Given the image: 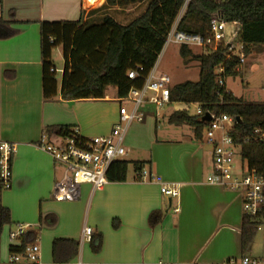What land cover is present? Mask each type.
Masks as SVG:
<instances>
[{
  "label": "crops",
  "instance_id": "obj_1",
  "mask_svg": "<svg viewBox=\"0 0 264 264\" xmlns=\"http://www.w3.org/2000/svg\"><path fill=\"white\" fill-rule=\"evenodd\" d=\"M100 2H0V20L11 22L16 30L10 37H0V140L16 144L12 186L2 192V204L10 210L12 223L4 227L0 239V264H19L10 262V246H19L21 240L8 237L19 224L30 226L26 233L38 234L34 241L41 248L38 264H69L79 259L101 264H200L242 256L264 259L255 239L247 250L242 247V194L207 181L214 172L212 147L207 149L194 133L179 140L160 138V128L155 126V134L152 128L154 119L151 124H135L130 137L131 123L124 141L127 136L132 139L134 152L135 148L151 149V159L134 162H146L143 170L156 180L141 179L140 171L134 170L125 181L109 182L102 189L81 184L75 200L52 198L63 167L39 147L44 134L56 142L58 136L49 129L69 126L77 127L86 138L110 136L119 121L120 102L113 86L102 99L65 100L58 95L44 100L41 22L78 20L82 9L101 10L106 0ZM128 5L112 6L108 11L128 24L139 16H129L133 9ZM58 49L62 52L57 47L53 55ZM163 184L177 185L179 196L171 199L163 194ZM156 211L160 218L153 223L150 217ZM86 226L102 236L98 252L93 251L91 241H82ZM263 229L264 224L258 232ZM55 240L60 241L54 246Z\"/></svg>",
  "mask_w": 264,
  "mask_h": 264
},
{
  "label": "trees",
  "instance_id": "obj_2",
  "mask_svg": "<svg viewBox=\"0 0 264 264\" xmlns=\"http://www.w3.org/2000/svg\"><path fill=\"white\" fill-rule=\"evenodd\" d=\"M141 0H106L101 10L82 9L78 20L41 22L42 89L44 100L60 95L65 100L102 99L108 87L117 88V97L124 98L133 87H142L148 72L156 65L162 53L170 28L176 20L185 0H149L143 13L128 24H122L108 9L112 6L134 4ZM1 2V0H0ZM99 16H93L102 11ZM220 10L228 21L242 24V41L249 55L252 48L264 46V0H191L179 28L188 32L207 35L210 31V14ZM11 22L0 20V37L15 34ZM61 47L64 66L62 77H56L53 50ZM180 55L185 60L199 62V78L175 84L171 89L172 103H197L207 112L229 114L236 117L233 130L235 143L240 146L242 165L256 169L264 176V138L255 133L264 132V102L252 103L235 96L217 81L215 69L224 68L223 77H237L241 71L239 62L227 58L226 48L195 54L182 45ZM143 71H139V68ZM54 69V71H52ZM137 71L132 79L129 72ZM171 124L187 125L193 129L194 138L204 140L207 121L203 116L185 111H174L168 118ZM73 127L54 126L49 131L54 135H66ZM130 162L121 159L113 162L107 176L110 182L127 179ZM146 162L135 161L136 172L143 171ZM3 185L0 181V239L6 225L12 223L10 210L2 204ZM151 221L157 222L160 212H153ZM116 224V222L114 223ZM257 223L244 216L242 226V247L247 250L254 241ZM36 232H28L21 238L19 246L11 245L12 253H23L32 244ZM60 240H55V244ZM93 251L102 246L101 234H93ZM38 264V263H30Z\"/></svg>",
  "mask_w": 264,
  "mask_h": 264
},
{
  "label": "built area",
  "instance_id": "obj_3",
  "mask_svg": "<svg viewBox=\"0 0 264 264\" xmlns=\"http://www.w3.org/2000/svg\"><path fill=\"white\" fill-rule=\"evenodd\" d=\"M225 2L229 0H211ZM191 0H185L179 14L170 28L166 47L173 43L181 47L186 45L190 49L203 48L206 52L216 51L220 47L226 48L227 58H235L239 65L236 70L247 62L248 54L242 41V24L239 21H228L223 13L217 10L210 14V31L207 35L188 32L179 28L182 17L186 12ZM158 62V61H157ZM54 71V69H52ZM63 71V70H62ZM143 71V68H139ZM57 72V69H56ZM217 81L220 86L226 85L223 77L224 68L215 69ZM137 71L129 72V77L134 79ZM174 86L172 78L167 73H159L156 65L148 72L142 87H133L124 98H118L120 102L119 121L115 124L112 135L106 137L86 138L82 136L77 127H73L69 134L58 135L59 140H48L47 134L42 137L39 147L48 152L55 162L63 167V176L55 183L52 198L56 201H71L78 198L80 186L89 183L94 189L104 188L110 181L107 173L111 164L121 160L126 155L123 145L124 136L128 126L133 122H142L146 113L142 107L153 104L157 108L175 104L176 111H185L191 114V107H197L195 115L209 114L210 120L204 130V141L212 147V160L214 172L207 176L209 183L219 184L227 189L238 191L243 196L245 216L250 217L257 223L260 230L264 224V176L256 169H248L243 165L237 167L236 155L240 153V146L235 143L233 130L236 117L229 114H216L205 112L197 103H172L171 89ZM127 104H131V109ZM255 133L264 138V132L259 129ZM16 153V144L10 141L0 140V181L3 189L12 186L13 158ZM141 179L156 180L146 170L138 174ZM163 194L171 199L179 196V188L175 184H163ZM175 212L179 208L174 209ZM30 226L19 224L10 231V239H21ZM93 229L86 226L83 230L82 241L90 242L93 238ZM41 248L37 242L28 245L23 253H12L11 263H39ZM69 264H101L84 262L81 259ZM200 264H264V259L242 256L238 259L230 258L222 262Z\"/></svg>",
  "mask_w": 264,
  "mask_h": 264
},
{
  "label": "rangeland",
  "instance_id": "obj_4",
  "mask_svg": "<svg viewBox=\"0 0 264 264\" xmlns=\"http://www.w3.org/2000/svg\"><path fill=\"white\" fill-rule=\"evenodd\" d=\"M92 2H97L98 0H90ZM104 0H101L100 3H103ZM149 0H141L137 3L128 5L131 10L129 12V16H137L144 12L147 7ZM126 8V7H125ZM128 8V7H127ZM122 18V16H119ZM180 47L176 44L169 43L166 47H164L162 53L159 56L157 62V71L159 73H167L172 78V83L178 84L180 82L186 80L196 81L199 78V62L198 61H190L185 60L179 53ZM206 49L203 48H193L192 51L195 54L205 53ZM53 61L55 66L58 69H63L64 59L62 56V52L58 49L53 55ZM58 80L62 77V72L58 71L56 74ZM227 86L228 89L238 98L244 100L245 102L252 103H263L264 102V46L253 47L251 53L249 54L248 61L246 64L242 66V73H240L237 77H229L227 78ZM128 108L131 109L132 105L127 104ZM177 106L175 104L165 105L164 107L157 108L153 104H148L145 107H142V111L146 113L145 120L143 122H134L129 128L127 134L131 137L134 133L132 128H134L135 124L137 125H146L151 124V119H154L153 126L154 134H155V126L160 128L158 133L160 138H170L179 140L183 136L190 135L193 132V129L187 125H176L171 124L168 120V116L177 110ZM197 107L193 105L191 107V114L195 115ZM158 115V116H157ZM156 119V120H155ZM153 121V120H152ZM152 129V130H153ZM126 134V135H127ZM125 135V136H126ZM125 138L123 145L126 151L129 154L125 159L130 162L129 164V175H131L134 171L133 162L137 159H151L150 153L151 149H138L135 148V152L133 148V141L131 138ZM207 149H210V145L207 144L204 140L200 141ZM236 164L237 167L242 166V159L240 157V153L237 151L236 155ZM7 226V225H6ZM5 226V227H6ZM16 226L12 228L15 229ZM11 231V230H10ZM4 232V230H3ZM3 234V233H2ZM8 237L10 239V232L8 233ZM255 241L256 249L258 254H264V229L263 231L256 232ZM11 240V239H10ZM21 239H17L18 241Z\"/></svg>",
  "mask_w": 264,
  "mask_h": 264
},
{
  "label": "water",
  "instance_id": "obj_5",
  "mask_svg": "<svg viewBox=\"0 0 264 264\" xmlns=\"http://www.w3.org/2000/svg\"><path fill=\"white\" fill-rule=\"evenodd\" d=\"M204 119H205L206 121H209V120H210V115H209V114L205 115Z\"/></svg>",
  "mask_w": 264,
  "mask_h": 264
}]
</instances>
